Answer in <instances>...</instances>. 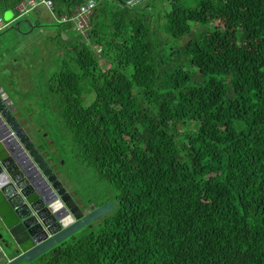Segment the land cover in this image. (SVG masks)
Masks as SVG:
<instances>
[{
    "label": "trees",
    "instance_id": "1",
    "mask_svg": "<svg viewBox=\"0 0 264 264\" xmlns=\"http://www.w3.org/2000/svg\"><path fill=\"white\" fill-rule=\"evenodd\" d=\"M83 1L30 21L56 31L43 133L113 208L15 264H264V0H93L81 35Z\"/></svg>",
    "mask_w": 264,
    "mask_h": 264
},
{
    "label": "water",
    "instance_id": "2",
    "mask_svg": "<svg viewBox=\"0 0 264 264\" xmlns=\"http://www.w3.org/2000/svg\"><path fill=\"white\" fill-rule=\"evenodd\" d=\"M32 23L18 19L12 27ZM0 88V264L29 262L113 208L72 198L16 121Z\"/></svg>",
    "mask_w": 264,
    "mask_h": 264
},
{
    "label": "rangeland",
    "instance_id": "3",
    "mask_svg": "<svg viewBox=\"0 0 264 264\" xmlns=\"http://www.w3.org/2000/svg\"><path fill=\"white\" fill-rule=\"evenodd\" d=\"M13 17L15 11L11 9L0 13L3 22ZM27 19L47 23L53 16L42 5H37L29 11ZM19 26L18 31L9 29L0 35L1 94H6V102L9 101L8 107L12 108L16 121L74 200H92L96 204L111 201V188L98 181L90 169L74 162L68 149L61 151L56 145L51 146V141L45 138L46 132L43 133L50 131L46 124L50 121L48 106L52 104V97L46 92L44 82L55 67L56 55L52 57L55 46L51 40L56 32L55 28L41 26L27 32L25 24L21 23ZM220 26L225 27L227 32L230 31L224 23ZM181 40L182 37L171 39L169 43L178 45ZM96 227L97 219L89 229L95 230Z\"/></svg>",
    "mask_w": 264,
    "mask_h": 264
},
{
    "label": "built area",
    "instance_id": "4",
    "mask_svg": "<svg viewBox=\"0 0 264 264\" xmlns=\"http://www.w3.org/2000/svg\"><path fill=\"white\" fill-rule=\"evenodd\" d=\"M145 0H125L126 6L132 7L143 3ZM37 5H42L50 13L52 9L51 0H19L15 6L16 15L11 20L3 22L0 18V29L10 24L14 19L25 18L30 10ZM94 7L93 0H84L81 4L75 6L72 11L67 14H63L58 21H70L72 22L73 28L81 35H85V30L89 23V17ZM52 14V13H51ZM53 16V15H52ZM99 51V47L96 48V52Z\"/></svg>",
    "mask_w": 264,
    "mask_h": 264
},
{
    "label": "crops",
    "instance_id": "5",
    "mask_svg": "<svg viewBox=\"0 0 264 264\" xmlns=\"http://www.w3.org/2000/svg\"><path fill=\"white\" fill-rule=\"evenodd\" d=\"M54 34V33H53ZM62 37H63V34H62ZM3 92V91H2ZM5 94V93H4ZM6 95V94H5Z\"/></svg>",
    "mask_w": 264,
    "mask_h": 264
}]
</instances>
